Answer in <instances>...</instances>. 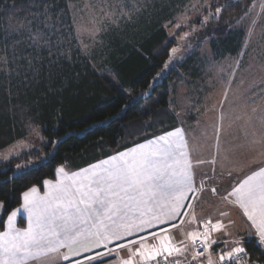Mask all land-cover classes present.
Returning <instances> with one entry per match:
<instances>
[{"label":"trees","instance_id":"trees-1","mask_svg":"<svg viewBox=\"0 0 264 264\" xmlns=\"http://www.w3.org/2000/svg\"><path fill=\"white\" fill-rule=\"evenodd\" d=\"M75 1L0 0V151L36 131L43 138L39 148L0 162V232L23 192L43 190L57 168L78 170L177 128L171 87L184 83L182 71L199 83L205 69L189 56L171 64L177 43L158 15L154 24L145 19L84 53L72 23ZM258 1H213L204 12L209 20L194 22L201 27L193 44L210 40L216 58L236 56L245 38L238 24ZM197 109L192 100L187 125L197 121ZM243 247L248 257L241 264H264L256 238Z\"/></svg>","mask_w":264,"mask_h":264},{"label":"snow or ice","instance_id":"snow-or-ice-1","mask_svg":"<svg viewBox=\"0 0 264 264\" xmlns=\"http://www.w3.org/2000/svg\"><path fill=\"white\" fill-rule=\"evenodd\" d=\"M221 11L217 8L216 15L219 16ZM177 51L172 49L173 54ZM173 137L178 139H170ZM186 148L182 131L177 129L81 172L69 175L63 167L57 168L55 183L43 181V196L38 194L37 187H31L23 192V203L7 215L8 231L0 232V264H27L30 260L46 257L72 264V256L94 249L104 251L87 256L90 264L113 253L119 255L118 249L127 252V257L121 258L119 264H150L151 261L159 264L158 257L167 260L173 253L181 254L183 249L174 245L167 234L161 237L157 232L149 233L158 243H149V235L127 238L155 225L169 224L177 217L187 215L181 211L183 208H193V204L184 201L189 199L188 193L202 191L203 186L199 189L193 186L192 165ZM16 167L21 169L27 165L17 164ZM211 192L215 194L216 188ZM229 196L233 199L229 200L228 196L223 199L242 210L255 229L259 244L264 246V167L248 175ZM4 208L5 204L0 202V211ZM21 212L28 218L26 229L14 226L15 218ZM192 220H196L194 214ZM183 223L181 219L179 224L171 223L170 227L178 228ZM202 227V233L190 231L187 235L193 246L199 240V246L207 251L216 243L210 240V232H220L225 226L220 221L209 220ZM161 231L167 233L169 228ZM115 241L126 242L109 247ZM233 243L235 246L230 251L220 254L219 264L234 259L240 264V255H247L240 241ZM61 249L67 251L61 252ZM74 264H82V261L76 260ZM207 264H214L211 257Z\"/></svg>","mask_w":264,"mask_h":264},{"label":"rangeland","instance_id":"rangeland-1","mask_svg":"<svg viewBox=\"0 0 264 264\" xmlns=\"http://www.w3.org/2000/svg\"><path fill=\"white\" fill-rule=\"evenodd\" d=\"M213 1L78 0L70 2V11L81 49L88 55H92L112 35H125L127 27L131 25L135 26L145 19L152 22L150 25L154 24L158 15L164 20L163 26L169 37L177 43L178 51L172 53L171 64L184 60L185 56L194 58L192 62L196 60L198 65L200 61L205 63L199 83L189 82L190 79L186 77L188 73L182 71L186 75L183 77L184 83L172 86L171 90L178 104L179 124L187 129L195 159L207 166L208 171L215 166L224 171L223 177H217L215 173L218 172H209L207 179L200 183V188L203 186L206 192L219 199L221 192L227 193L238 184L236 178L247 176L245 172L264 164V143L261 142L264 141V0L254 4L249 14L238 24V28L245 33L239 54L224 58H216L210 40H204L200 45L193 44L192 37L201 27L194 22L201 15L203 23L206 18L209 20L211 15L205 16L204 12ZM185 69L188 71L189 67ZM192 100H195L198 108L193 114L197 115V121L187 125L184 118ZM42 142L40 133L33 132L26 140L0 151V162H6L30 149H37ZM225 167L231 174L224 170ZM212 188H216L215 194L211 192ZM223 206L227 208L229 205L223 202ZM223 212L231 215L237 229L243 228L240 217L234 211L227 209ZM219 221L226 225L224 219ZM228 230L229 227L225 228V231ZM191 245L189 255L176 261L180 263L192 258ZM117 251L120 253V250ZM247 257L243 255L240 264L246 262ZM117 261L118 255L113 253L103 263L119 264ZM91 264L99 263L92 261Z\"/></svg>","mask_w":264,"mask_h":264},{"label":"crops","instance_id":"crops-1","mask_svg":"<svg viewBox=\"0 0 264 264\" xmlns=\"http://www.w3.org/2000/svg\"><path fill=\"white\" fill-rule=\"evenodd\" d=\"M177 129H180L182 131L183 140L187 143V148L184 150L188 153V159L191 161V165H192L191 171H192L194 188H197V189L200 188V183L207 179V175H209L208 174L209 172H212V173L218 172L219 174L215 173L217 175V177H223L222 174L224 171L221 167H218L219 168V170H218L217 166H215L214 168H212L211 171H208L207 166H205L203 163L200 164V162L195 159V153L193 152V148L190 145L187 129H186V127L182 126L181 124H179L177 128H175L171 131H168V132H165L163 134L154 136V137L147 139L141 143H138V144H136L130 148H127L121 152H128L132 148H137L138 145H140V144H147L149 141L157 140V138L159 136L166 135L169 132H175ZM170 139H178V138L173 137ZM121 152L110 155L104 159H101L97 162H94V163H92V164H90L84 168L78 169V170H70L69 168H66V167H64V169L69 175H71L72 173H75V172H81L85 168H90L94 164H99L103 160H108L112 156L118 155ZM263 165L255 166V168H252L248 172H245V174H247V176H248V175L252 174V172L259 170L261 168V166H263ZM224 170L226 172L230 173V170H228L226 167L224 168ZM231 176H233V175H230V177ZM247 176L242 175L239 178H236V179H238V181H237L238 184L232 186L230 188L229 192H227V193L221 192L219 199L213 195H210V193L206 192L207 190L205 188L202 191H198V192H194V193H188L189 199L184 201V203L185 204H188V203L193 204V208L185 207L181 210L182 212H186L187 215H182L181 217H177L176 220L169 222V224L155 225V226L149 228L148 230H146L145 232L137 233L133 237H128L127 239H138L139 236L149 235V233H151V232H157L159 234V236H161V237L164 236L165 234H167L172 238V243L174 245L183 249V252L181 254L173 253L172 256H169L167 258L168 261L174 262L176 260L186 258L189 255V250H190L189 245L192 244V240L188 237V235H187L188 232L197 231V232L202 233L204 231L202 225L205 224L207 221L211 220L213 223H215L219 220L224 219V221L226 222V225L220 232H210V240L216 241L215 244H211V246H210V253H211L210 255L212 257L213 262H217L221 253L231 250V248H232L231 246H234V243H233L234 241H237V240L240 241V246L243 247L244 239L254 237V236H255V238L257 237L255 235V229L252 228L251 223L243 215L242 210L236 206L232 207L226 200L223 199V197L226 195V196H228V198L230 200H232L233 197L229 196V193L232 191V189L234 187L238 186L244 179H246ZM228 177H229V175H228ZM56 180H57V177L55 180H52V182L55 183ZM44 193H45L44 188H43V190L39 189L38 194L40 196H43ZM193 196H195L196 199H191V197H193ZM223 202H224V204H227L229 206H227V208H225L223 206ZM22 203H23V198H22ZM221 207H222V209H221ZM227 209L228 210L231 209L232 211L235 212L236 216L240 217V221L242 223L241 227H243V228H241L240 230L237 229V226L233 222V219L228 212H227L228 213L227 216L221 215V213H223V211L227 210ZM2 212H3V210L0 211V217L2 215ZM193 214L196 217L195 221L192 220ZM22 219L25 222V225L23 227H21L19 225V222ZM181 219H183L184 223L180 224L178 228H171L170 227L171 223L179 224V221ZM14 226L16 228H19V229H26L28 227L27 215L25 213H22V212L19 213L17 215V217L15 218ZM245 226H246V229H244ZM247 226H249V230H248ZM165 227L169 228V231L167 233L161 231V229L165 228ZM228 227H229V230L225 231V228H228ZM209 228H211V225H209ZM251 229H253V230H251ZM5 231H8L7 219H6L4 230L2 232H5ZM256 239L258 241V237ZM181 241H183V243H181ZM124 242H126V241H115L113 244H110L109 247H115V244L124 243ZM148 242L149 243H158V240H157V238L149 235V241ZM225 242H227V243H225ZM258 244H259V241H258ZM136 246H138V245H136ZM260 246L262 247V249L264 248V246H262V245H260ZM65 251H67V249H61V252H65ZM98 251H104V249H94L92 252L81 253V255H79V256H72L70 259L72 261V264H74V262L76 260H80V261H82V263H89V261L87 260L86 257L90 256V255H95V253ZM108 256H105L102 259H97L96 263L106 264L103 262ZM126 257H127L126 250H120L117 262H119V260L121 258H126ZM136 259H139V258L137 257ZM208 259L209 258H207L206 260L204 259L198 264H207ZM27 264H69V261H63L60 259L53 260L51 257H46V258L39 260V261L30 260L27 262Z\"/></svg>","mask_w":264,"mask_h":264},{"label":"built area","instance_id":"built-area-1","mask_svg":"<svg viewBox=\"0 0 264 264\" xmlns=\"http://www.w3.org/2000/svg\"><path fill=\"white\" fill-rule=\"evenodd\" d=\"M200 241H197L196 242V245L193 246V244L191 245V252H192V258L188 261H184V262H180L179 264H198L199 261L201 259H204L206 257H209L211 256L210 254V251L209 249L207 251H205L204 248L200 247ZM199 252H203L204 254L203 255H196L197 253ZM244 254H241L240 257H239V260L243 257ZM195 256V259L193 258ZM159 260V264H175V262H170L167 260H165L163 257H158L157 258ZM236 264V260H232V261H228V260H225L224 264ZM150 264H156V261H151ZM214 264H219V262L217 263H214Z\"/></svg>","mask_w":264,"mask_h":264}]
</instances>
